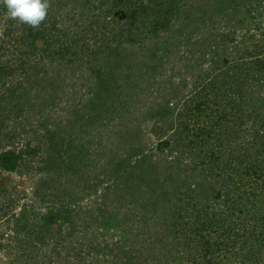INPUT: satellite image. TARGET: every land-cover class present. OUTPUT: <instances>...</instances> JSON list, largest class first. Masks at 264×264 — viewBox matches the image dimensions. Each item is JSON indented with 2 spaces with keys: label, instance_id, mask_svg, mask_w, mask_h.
<instances>
[{
  "label": "trees",
  "instance_id": "trees-1",
  "mask_svg": "<svg viewBox=\"0 0 264 264\" xmlns=\"http://www.w3.org/2000/svg\"><path fill=\"white\" fill-rule=\"evenodd\" d=\"M192 1L51 0L36 31L0 4V169L32 177L0 185V264H264L263 11Z\"/></svg>",
  "mask_w": 264,
  "mask_h": 264
},
{
  "label": "rangeland",
  "instance_id": "rangeland-1",
  "mask_svg": "<svg viewBox=\"0 0 264 264\" xmlns=\"http://www.w3.org/2000/svg\"><path fill=\"white\" fill-rule=\"evenodd\" d=\"M205 1L206 0H194V2L192 1L193 2V5H191V6H193L194 8L197 9L198 6H200V4L203 6ZM254 2L259 6V10L260 11L261 10L263 11V16H264V0H254ZM221 4H223L222 6H224V3L221 2ZM228 4H231V3L228 2ZM247 9H248V5L247 4L246 5H241L240 11H238L237 14H232V12L230 11L231 12V15H225V14L224 15L223 14H219V15L226 17L227 20L228 19H231V18L236 20L239 17L240 18L241 17H244L245 14H246V11L245 10H247ZM216 12L218 13V10ZM206 14H209V13H206ZM226 18L224 20H226ZM262 19H264V17H262V18L260 16L258 17L257 14H256L255 20L257 22L255 24L258 26L259 25L258 23L261 22ZM245 20H246V23H245L244 26H247L248 28L253 29L254 23L253 22L251 23L249 21V18H246ZM185 21H187V20H185ZM217 28L215 30V33L217 31H221L222 30V24L219 26V29H217ZM244 28H246V27H244ZM212 31H214V29L211 30L210 32H208V34H206V35L212 34L213 33ZM251 32L253 33L254 32V29L251 30ZM248 39L246 40V43L245 44H248L250 42ZM196 46L197 45H195V44H193L191 42L189 44V46H185V48H182L181 49V52H179L177 55H173V53H172L171 56H170L171 62H174L173 60H175V59L180 60V57L182 58V64H180L181 66L180 67L178 65L176 66V70H177L176 72H182V75H181L182 77H176L175 81H180V78L182 79V81H183V78H186L187 79V82H188L189 86L187 85V87L185 88L186 93H189V91L191 89L190 83L192 82V78L191 77L193 76V72L202 71V69L203 70L204 69L207 70L209 68V66L211 65L210 62H209V60H205L206 58L203 59V56H202L203 54H200V52L199 53L197 52L198 50L200 51L201 49L206 48L205 45H203L201 47H199V46L196 47ZM227 52L229 54H230V52H231V54H233L230 49ZM189 56H192V57L197 58V59H192ZM234 56H236V55L234 54ZM186 57L188 58V60H186ZM177 64H179V63H177ZM173 65L174 64H171V67ZM261 90H263V92H262L263 94H261V95L264 96V89L262 88ZM27 134L28 135L25 138L31 137V138H33L35 140L36 137L33 135L34 133L29 132ZM0 138H4V137H1V135H0ZM4 140H2V141H4ZM22 142H24V140H22ZM9 170H12V171H9ZM35 172L36 171H34L32 173V176H34L37 179L40 176V174L34 175ZM29 177H31V176H29ZM29 177L28 178L25 177L23 179L22 177L19 176V174L15 171V169H13V167L10 168V169H8V170H2V169H0V185H5L6 184L8 188L9 187H13V186H19V188L21 187V189L24 188V187L25 188L28 187V185L30 184V183H28L29 182ZM104 185H105V183H104ZM107 198H108L107 202H111V199L113 197L110 195ZM91 199H92L91 196H87L86 199H84V202L83 203L86 204ZM116 202L117 203L119 202L118 204H120V201L117 200V198H116ZM120 211H121V209H120ZM76 212H78L79 214L77 215L76 213H74V218H75V220L79 224H86V223H88V226L91 227L92 229H94L95 226H98V223L95 222L97 220L96 216H87V218L84 220V218H82V217L85 216V214L87 213V211L83 213V216H82V212L81 211H76ZM116 214H117V212H116ZM0 225H1V223H0ZM8 225L4 224L3 226H0V229L3 228V230L5 229L7 232H9L10 229L8 228ZM52 250H54V247H52Z\"/></svg>",
  "mask_w": 264,
  "mask_h": 264
},
{
  "label": "clouds",
  "instance_id": "clouds-1",
  "mask_svg": "<svg viewBox=\"0 0 264 264\" xmlns=\"http://www.w3.org/2000/svg\"><path fill=\"white\" fill-rule=\"evenodd\" d=\"M6 8V16L19 23L28 24L33 31L47 19L51 0H0Z\"/></svg>",
  "mask_w": 264,
  "mask_h": 264
}]
</instances>
